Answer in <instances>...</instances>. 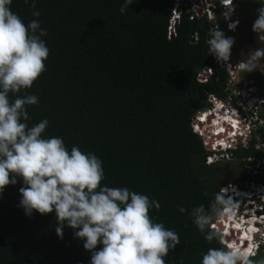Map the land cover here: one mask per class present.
Masks as SVG:
<instances>
[{
  "label": "trees",
  "instance_id": "16d2710c",
  "mask_svg": "<svg viewBox=\"0 0 264 264\" xmlns=\"http://www.w3.org/2000/svg\"><path fill=\"white\" fill-rule=\"evenodd\" d=\"M122 3L35 0L50 54L30 89L39 97V106L28 109L31 123L46 117L48 135L94 152L103 162L104 183L156 198L161 208L152 214L182 241L169 253L172 264H198L204 241L176 208L206 203L211 197L205 191L234 181L220 162L206 164L204 138L193 127L211 98L228 99L231 76L208 55L207 15L196 16L187 1L173 30L175 0H134L121 15ZM197 5L204 7L200 0ZM11 10L25 23L34 18L23 0H13ZM259 116L264 121V110ZM231 154L252 169L243 181L264 184V126ZM20 186L18 181L0 194V264H88L90 254L70 228L57 237L54 213L24 215L17 206Z\"/></svg>",
  "mask_w": 264,
  "mask_h": 264
},
{
  "label": "clouds",
  "instance_id": "9594fccd",
  "mask_svg": "<svg viewBox=\"0 0 264 264\" xmlns=\"http://www.w3.org/2000/svg\"><path fill=\"white\" fill-rule=\"evenodd\" d=\"M12 2L0 0V194L19 181L17 206L24 215L54 213L57 237L62 238L63 229L70 228L73 238L90 254L88 264H166L165 257L167 264H172L169 253L182 241L174 228L165 227L152 214L153 210L160 211V202L126 185L104 183L102 160L76 144L69 148L62 136L48 135V118L31 123L28 109L39 106V97L30 89L47 70L50 49L43 37L48 33L41 27L35 0H23L33 9L34 18L27 23L11 10ZM252 2L259 5L251 24L258 47L241 53L242 59L236 63L231 61V53L239 20L233 14V0H219L216 24L205 14L210 25L205 41L208 55L228 73L230 61L235 66L230 67L233 74L235 70L264 73V0ZM133 3L134 0H123L121 15ZM252 84L249 80L237 87L249 94H245V103L264 110L263 104L257 105L262 96L248 89ZM226 101H211V106L194 120L198 134L202 130L212 138L221 137L212 144L219 151L204 145L209 153L205 162L207 157L214 160L215 156H226L239 145L244 146L243 142L234 145L229 139L233 134H226L225 127L237 124L234 118L238 108ZM242 134L247 136V128ZM259 165L264 168V161ZM254 188L264 199V184H255ZM252 195L241 187L226 186L211 193L205 191L204 196L211 197L206 203L177 205L176 210L204 241V247L196 252L198 264H264V209L250 214L248 205L243 206ZM256 203L262 204L259 200Z\"/></svg>",
  "mask_w": 264,
  "mask_h": 264
},
{
  "label": "rangeland",
  "instance_id": "374dc122",
  "mask_svg": "<svg viewBox=\"0 0 264 264\" xmlns=\"http://www.w3.org/2000/svg\"><path fill=\"white\" fill-rule=\"evenodd\" d=\"M181 1V2H180ZM188 2L191 6L192 11L194 14L198 17H203L205 14H208L209 17L214 18V15L211 13V9H218L217 4L219 3V0H202L201 4L207 3V8H202L197 5V0H178L175 2L177 4V10L174 11L173 18L171 20V23H173V20L175 19V22L177 18H179V14L182 11V4L184 2ZM181 4V5H180ZM233 4L235 5V11L233 14L237 15V19L239 20V26L237 28L236 33H234L235 43L232 48L231 53V61H235V63L238 60L242 59L241 53L246 54L250 49L258 47V44L255 40V34L251 31V24L256 18L255 16V8L250 7L249 5L240 6L238 3H235L233 0ZM222 10V8H221ZM216 20V19H215ZM217 21H220V19H217ZM249 80L253 81V84L248 88L249 91L262 96L264 99V73H261L259 71H253L251 73H243L235 71L231 78L230 83V92L233 94V98H231L232 104H235L237 106H242L243 112L248 110L247 103H245V94L241 93V89L237 87V85L245 82H249ZM207 139V138H206ZM205 139V140H206ZM213 139V138H212ZM211 150H215L210 146H207ZM219 151V150H218ZM209 157V156H208ZM208 157L206 159L207 165H213L215 162H220L221 165H219V168H222L224 170V174L231 178L232 183L229 184V186L233 187H241L242 190L246 194H248L249 191L252 192V196L248 198V201L246 199V202L244 201L243 206L246 207V204L248 205V210L250 214H254V211H261V207L263 206L264 209V199L260 198L261 195L256 188H254L255 184L251 181H243L246 180L248 176H251L253 174L252 169L248 166H245L243 164H240L236 162L235 160H232V158H226V156H215V159H211V163H209ZM222 160V161H218ZM218 168V166H217ZM223 174V173H222ZM248 175V176H246ZM217 176H221V173H217ZM264 193V192H263ZM257 200H259L262 204H257ZM247 208V207H246ZM262 212V211H261Z\"/></svg>",
  "mask_w": 264,
  "mask_h": 264
},
{
  "label": "built area",
  "instance_id": "2783aa9c",
  "mask_svg": "<svg viewBox=\"0 0 264 264\" xmlns=\"http://www.w3.org/2000/svg\"><path fill=\"white\" fill-rule=\"evenodd\" d=\"M201 1L202 0H200V3H201ZM196 3H197V1H196ZM207 5L208 4L205 3V4H203L204 7H202V6H200V7L205 9V8H207ZM210 11H211V13L214 15V17L216 19L215 9H211ZM212 19L213 18H211V20ZM215 19L212 20L213 21L212 24L213 23L216 24V22H215L216 20ZM174 26H175V19L173 20V23H171L170 30H173ZM218 64L220 66H222L220 63H218ZM230 67H233V68L235 67L234 65L231 64V61H230ZM230 67L226 68V69L229 71L230 74H233L232 70L234 71V69L230 68ZM208 71L210 72L209 69H208ZM235 71H238V70H235ZM246 85H248V84H246ZM228 92H229L228 93L229 97H228V99L226 101V104L232 105V103L229 102V101H231V98H233V94L230 91H228ZM241 93L247 94L244 91H241ZM247 95H249V94H247ZM211 100L214 101V98H211ZM259 104H263V106H264V99L263 98H261V99L259 98V101L257 102V105H259ZM247 107H248V110L243 112L242 106L241 107L238 106L237 110H235L236 113H237V116L234 118L237 121L236 126L233 127L231 125L230 128L225 127L226 134L229 133V132H231L233 134V135H231V137L229 139L231 140V142L234 143V145H236L238 142H243L245 147L248 146V142H249V140L251 138L252 133L255 132L259 126H264V121L259 116V110H258L259 108H258V106H256L253 103H247ZM244 128H247V130H248L247 136L242 134ZM198 132H199L200 135L204 136V139L207 138L206 140H204V145L205 146H211L212 147V144L215 142V140L221 138V137H219V138H213L212 139V137L210 135H204L202 130H199ZM213 149L218 150L219 148L216 145V147L213 148ZM231 155L232 154H227L226 158H232ZM209 161H210V159H209ZM261 208H263V206Z\"/></svg>",
  "mask_w": 264,
  "mask_h": 264
}]
</instances>
